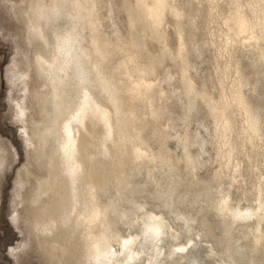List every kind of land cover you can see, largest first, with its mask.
<instances>
[{
    "label": "rangeland",
    "instance_id": "obj_1",
    "mask_svg": "<svg viewBox=\"0 0 264 264\" xmlns=\"http://www.w3.org/2000/svg\"><path fill=\"white\" fill-rule=\"evenodd\" d=\"M7 1L10 3L15 1L14 3L19 5L22 0ZM165 2L167 10L171 13L156 25L152 23L144 6L137 0H100L99 7L97 5L98 9L101 7L98 10L99 18L97 16L98 28L101 34L107 37H115L118 31L117 35L121 37L122 42H127L128 50L113 56L109 62L111 67L108 66L110 69H118L115 71L120 72V64L128 61L121 72L132 74L134 79L139 75V68H142L147 75H152V78L155 75L154 79L157 83L155 81L154 83L162 87V91L164 90L160 101L154 102L158 110L152 105L153 101L146 96V99L143 97V101L139 100L134 104V116L142 118L150 112L155 114L164 105L163 116H166L165 119H170L164 120L166 126L162 127L170 135L165 146L171 151L170 155L177 154L180 157L183 154L187 166L182 165L183 162L179 163L180 166L177 168L174 163L170 164L172 161L168 160L167 154L160 156V146L155 138L141 139L138 131L142 125H138L140 122L136 123L137 119L134 125L127 122L124 128L133 136L131 141L146 147L151 158L128 163L125 148L120 149L119 157L115 158L118 161H113L115 165L112 164V169L115 172L116 169L123 170L128 179L125 181V186L120 187L115 179L110 177L111 184H107L108 187H105L100 198L105 204L104 212L107 213L111 208L116 218L124 213H128L130 218L132 216L129 212L135 210L134 205H139L142 207V212L161 214L167 224L175 230V239L165 238L162 243L163 251L167 256L163 264L192 262L264 264V249L259 248V253L250 252L252 234L248 231L236 229L232 233L231 240L223 239V229L219 230L215 227L219 221L214 211L218 196L213 193L207 195L213 192L212 187L221 180L220 190L225 193L230 192L232 204L243 198L242 204L247 207L257 197L255 185L258 178L263 182L264 188V0H165ZM7 5L6 0H0V140L6 147L13 149H9L11 152L15 150L17 157L12 160L11 156H7L0 173V264H43L39 261V254L32 247L26 248L25 255L20 261L10 255L12 247H17L28 239L26 232L28 225L21 224L19 231L11 220L16 214L14 193L21 178L19 175L21 176L24 169L23 165L25 166L27 162V156L22 139L18 135L20 125L12 117V103L7 100L14 89L6 74L7 69L13 66V62L22 58L18 48L32 52L39 43L35 42L33 46L24 45L22 38L25 32L21 29V24L16 22L14 15H10ZM69 5L70 2L65 1L64 6L59 8L56 25L65 26L64 22L69 19L68 14H75L69 9ZM236 19H241L246 24L243 33H238ZM188 26L194 31L188 29ZM87 31L85 35L88 37L91 33ZM83 43L84 46L88 44ZM86 48H90V44ZM130 56L135 57L136 65L129 62ZM107 73V70L103 72L104 75ZM36 82L42 81L34 76L33 83ZM239 82L251 84L246 88H240ZM52 87H55V83ZM235 88L240 89V96L244 100L249 118L244 114L243 109L240 106L238 108L236 102L234 103ZM107 92L105 95L108 97L111 93ZM166 92L171 94L168 96ZM180 92L183 94L181 95ZM163 96L168 98L166 99L168 102L164 101ZM220 99L223 104L226 102L230 107L224 108L223 115L226 119L223 118L217 126L214 124L218 127L216 128L213 123H216L221 111L216 112L214 109L218 107V103H221ZM142 102L147 103L145 111ZM197 104L201 109L197 108L199 112L193 113L197 111L195 110ZM45 107L47 117L52 123L56 112L51 97L48 98ZM183 108H186L185 111ZM205 110H208L210 115ZM205 114L209 116L206 117ZM171 120L174 123H169ZM247 121H253L255 132L248 126ZM224 122L225 128L222 127ZM167 123L171 125L167 126ZM54 128L55 125L50 126L49 123L40 124L38 127L40 133L44 129L50 130V159L54 158L56 151ZM189 132L195 133L199 138L206 137L208 143L209 138L213 140L205 144L204 148L196 143V146L187 145V150H183L179 145V133L188 136ZM198 152L201 154L199 160L203 159L206 162L205 167L199 168L193 161L191 155H196ZM158 157L161 158L160 161H157ZM234 163L238 164L239 171L236 173L233 169ZM221 165L226 166L222 168ZM233 174L235 179L232 177ZM231 180H235L240 186L235 182L228 190ZM46 182L47 179L42 177L40 185ZM37 197V192H34L30 200L35 203ZM27 203L17 207V210L22 212V216L25 215L23 207H27ZM135 212L140 214L136 210ZM205 220L207 224L204 223ZM116 221L108 220L110 226L106 225L107 228L104 229L107 235L112 232L116 236L130 234L143 236L144 227L140 223L129 229L120 220L115 225ZM190 240L195 244L188 254L181 256L176 251L175 256L169 255L174 251L172 249L174 246L184 245ZM151 245L150 241L142 243L141 252L142 256L145 255V259L153 255Z\"/></svg>",
    "mask_w": 264,
    "mask_h": 264
},
{
    "label": "bare ground",
    "instance_id": "obj_2",
    "mask_svg": "<svg viewBox=\"0 0 264 264\" xmlns=\"http://www.w3.org/2000/svg\"><path fill=\"white\" fill-rule=\"evenodd\" d=\"M65 1L70 2L69 9L75 14H68L69 19L64 22L65 26H60V23L58 26L56 25L58 10L64 6ZM88 1L22 0L18 5L14 3L15 1L10 3L6 0L8 12L11 13L10 15H14L16 22L21 24V29L25 32V36L22 38L24 45L33 46L35 42L39 43L36 44L32 52L30 51L31 56L29 50L18 48L22 58L19 54V61H14L13 66L7 69L8 73L6 74L11 87L14 89L7 100L12 103V117L20 125L18 135L22 139L27 156V162L25 166L23 165L24 169L21 176L19 175L21 178L17 182V189L14 193L16 196L14 203L16 214L11 220L19 231L22 227L21 224L26 223L25 225H28L26 230L28 239L27 242L12 247L10 255L20 261L25 255L26 248L32 247L39 254V261L43 264H92L94 254L92 246L94 243H99L101 250L109 249L114 253L121 254L108 257V260L113 261V264H123L125 260H127V264H163L167 256L166 252L163 251L162 243L165 238L175 239V230L167 224L163 216L154 212H142V207L134 205L135 210L140 213L139 215L135 210H131L132 212H128L132 217L129 218V214L124 213L116 218L111 208L107 213L104 212L105 204L100 198L105 187H108L107 184H111L110 177H113L120 187L125 186V181L128 179L123 170L118 171L116 169L117 172H115L112 169L113 161L119 157L121 148H125L128 163L138 159L143 161V158H151L146 147L131 141L133 136L129 135L124 128V124L127 122L134 125V121L137 119L136 123L140 122L138 125H142L138 131L141 139L155 138L160 146V156L167 154L168 160L172 161L170 164L174 163L177 168L180 166L179 163L183 162L182 165L185 166L187 163L183 160V154L180 157L177 154L176 156L175 154L170 155L171 151L165 146L170 135L162 127L164 122L170 119H165L166 116H163L165 115L164 105L155 114L150 112L142 118L134 116V104L142 100L143 97L146 99L147 96L149 100L153 101L150 102L155 107L154 102L160 101L164 90L162 91V87L160 88L156 84L155 75L152 78V75H147L142 68H139V75L136 79L126 71H124L126 73L121 72L122 67L127 66L128 61L120 64V72H116L118 69H115L116 71L114 68L110 69L109 62L113 56L128 50L127 42H122L121 37L117 35L118 31L116 36L114 35L115 37H107L101 34L102 32L98 28V10L101 9V7L98 9V3L100 0ZM137 1L144 6L147 16L153 24L161 23L166 15L171 13L167 10L165 0ZM101 4L103 5V2ZM69 9L68 11H70ZM236 20L238 33H243L246 24L241 19ZM188 27L191 30V27ZM87 30L91 33L88 37L85 35ZM83 42L88 43L87 45L90 44V48H86L87 45L84 46ZM129 62L135 64V57L130 56ZM105 70L108 73L104 75ZM34 76L40 78L42 82L34 84ZM53 83H55V87H52ZM250 84L239 82L240 88H246ZM122 90L124 91L122 92ZM107 91L111 93L108 97L105 95ZM49 97L53 99L56 112L52 123L45 110ZM164 98V101L168 102L166 100L168 98ZM235 102V105L240 106L248 117L244 100L240 96V89L235 91ZM142 103L144 110L147 103ZM200 104L203 105L202 102ZM225 107L230 106L226 102L225 104L218 103V107L214 111H221V114L216 115L217 121L215 120L216 123L213 125L216 124L217 126L223 121ZM197 108H199L198 104L195 110ZM155 109L158 110L156 107ZM199 109L193 113L199 112ZM205 111L208 112V110ZM208 114H205L206 117ZM170 122L174 123L172 120ZM43 123H49L50 126L55 125L56 151L53 159L49 158L50 130L44 129L41 133L38 130L39 125ZM168 125L171 124L167 123ZM248 126L254 132L256 131L253 127V121H249ZM222 127H226L225 122ZM189 133L188 136L179 133L180 141H178L183 150L186 149L187 145L196 146V143L204 148L205 144H209L213 140L209 138L208 143L206 137L199 138L195 133ZM9 149L12 148L6 147L0 140V173L7 156H11L12 160L17 157L16 151L11 152ZM200 155L199 152L196 155H191L199 168L206 163L203 159L199 160ZM157 159L160 161L161 158L158 157ZM224 166L226 165H223L222 168H225ZM233 169L235 173L239 171L237 163L236 165L234 163ZM42 177H45L47 182L40 185ZM218 181L211 189L213 192L207 195L213 193L218 196L214 211L215 217L219 221L217 220L218 223L215 227H218L219 230L220 228L223 229V239L231 240L232 233L236 229L248 231L252 234L250 252H258L259 248L264 249L263 182L258 178L255 185L257 197L249 206L245 207L242 204L243 198H239L232 204L230 192L225 193L220 190L222 182L221 180ZM229 182L228 190L234 186L236 181L231 180ZM238 185L240 186V184ZM34 192L38 194L35 203L30 200ZM25 202L28 203L27 207H23L25 215L22 216V212H19L17 207ZM108 220H120L129 229L134 227L136 223H140L144 227L143 238L132 234L116 236L112 232L107 235L108 233L106 232V234L104 229L108 225ZM117 221L115 225L118 223ZM204 223L207 224L206 220ZM157 230L159 235L156 234ZM144 241H150L153 251V255L146 259L141 252ZM194 244L195 242L190 240L184 245H176L172 248L174 251L169 255L175 256L178 248H183L184 251L177 254L181 256L188 254ZM226 250L229 251L227 248ZM191 264L196 263L192 262Z\"/></svg>",
    "mask_w": 264,
    "mask_h": 264
},
{
    "label": "clouds",
    "instance_id": "obj_3",
    "mask_svg": "<svg viewBox=\"0 0 264 264\" xmlns=\"http://www.w3.org/2000/svg\"><path fill=\"white\" fill-rule=\"evenodd\" d=\"M260 211V210H257ZM92 251H93V256H92V264H113V261H109L108 257L109 256H117L121 254L114 253L110 251L109 249L107 250H101V247L99 243H94L92 246ZM123 264H127V260L123 262Z\"/></svg>",
    "mask_w": 264,
    "mask_h": 264
},
{
    "label": "snow or ice",
    "instance_id": "obj_4",
    "mask_svg": "<svg viewBox=\"0 0 264 264\" xmlns=\"http://www.w3.org/2000/svg\"><path fill=\"white\" fill-rule=\"evenodd\" d=\"M249 214H250V213H249ZM245 215H248V214H245ZM237 218H239V217H237ZM156 234L159 235V231H158V230L156 231ZM176 251H177V252H183L184 249H183V248H178V249H176Z\"/></svg>",
    "mask_w": 264,
    "mask_h": 264
}]
</instances>
